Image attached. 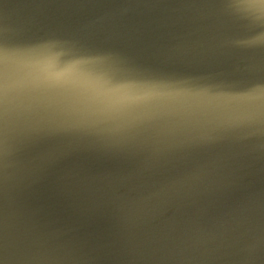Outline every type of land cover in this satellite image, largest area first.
Instances as JSON below:
<instances>
[{"label": "water", "instance_id": "95a60500", "mask_svg": "<svg viewBox=\"0 0 264 264\" xmlns=\"http://www.w3.org/2000/svg\"><path fill=\"white\" fill-rule=\"evenodd\" d=\"M244 23L222 0H0L28 56L143 97L11 123L0 264H264V126L239 123L264 102L238 91L264 38Z\"/></svg>", "mask_w": 264, "mask_h": 264}, {"label": "snow or ice", "instance_id": "6c2138e0", "mask_svg": "<svg viewBox=\"0 0 264 264\" xmlns=\"http://www.w3.org/2000/svg\"><path fill=\"white\" fill-rule=\"evenodd\" d=\"M222 3L245 22L250 36L259 31L264 38V0H222ZM75 57L76 54L30 57L23 45L0 29V160L14 120L47 121L76 115L82 110L111 120L143 99L97 81L94 72L98 70L72 76L60 72L65 61ZM112 77L115 81L118 73ZM238 91L243 100L264 102V78L250 80ZM239 123L264 126V110L248 112Z\"/></svg>", "mask_w": 264, "mask_h": 264}]
</instances>
